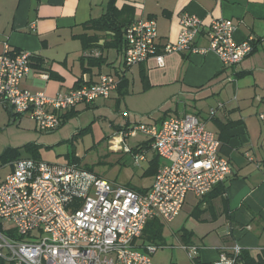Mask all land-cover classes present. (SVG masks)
<instances>
[{
  "label": "crops",
  "instance_id": "crops-1",
  "mask_svg": "<svg viewBox=\"0 0 264 264\" xmlns=\"http://www.w3.org/2000/svg\"><path fill=\"white\" fill-rule=\"evenodd\" d=\"M110 2L0 0V54L6 44L15 50L32 52L35 57L31 58V68L22 86L49 96L75 88L79 82H94L101 73L113 74L120 82L122 74L124 80L103 103H80L62 114L64 124L65 115L70 111L79 115L92 107L109 106L123 113L127 122L117 124L119 145H128V140L122 142L123 127L143 122L133 121L125 112L148 114L160 110L163 113L143 122L160 123L171 116L169 108H165V101L170 97L178 100L176 112L180 114L191 110L187 105L180 108L183 103L187 104L185 98H215L211 105V108L217 107L215 115L199 116L217 134L221 141L220 153L232 164L233 173L225 181V190H211L204 196L188 193L183 208L171 222L159 219L147 222L146 232L152 233L154 240L141 237L136 245L143 248L147 243H154L161 247L163 252L158 258L161 264H195L182 247L185 245L198 248L197 262L201 264H230L221 262L220 255L222 252L230 254L235 243L253 260L263 259L264 123L259 113L264 112V0H115L119 10L124 8L121 18L127 25L138 19L156 21L160 46L178 39L184 12L203 20L195 42L199 47L209 45L208 26L212 19L221 17L235 24L236 42L252 38L254 44L252 53L234 66H224L214 52L180 51L166 54L164 66H159L151 57L130 68L125 66L122 48L105 46L114 34L112 31L87 26L108 10ZM84 35L98 38L85 47ZM88 57H100L103 62L85 73L83 63L88 64ZM42 73L49 74V78H44ZM219 103L223 106L218 107ZM8 113L14 122L17 114L9 107L0 106V122L8 120ZM147 139L136 149L128 145L131 151L125 153L145 151L142 162L147 166L142 175L150 178V182L116 183L139 192L151 188L156 173L167 160L152 149L151 140ZM13 161L10 162L12 169ZM153 163L157 164L156 170L148 174ZM175 244L176 250L169 247Z\"/></svg>",
  "mask_w": 264,
  "mask_h": 264
},
{
  "label": "built area",
  "instance_id": "built-area-1",
  "mask_svg": "<svg viewBox=\"0 0 264 264\" xmlns=\"http://www.w3.org/2000/svg\"><path fill=\"white\" fill-rule=\"evenodd\" d=\"M180 25L178 39L160 46L154 19L130 23L125 31L126 66L151 57L164 66L166 54L180 51L214 52L224 66H234L254 50L252 38L235 41L236 26L228 18L211 20L207 47L195 44L204 25L202 18L184 12ZM32 55L6 44L0 54V106L29 116L42 131L57 129L65 111L80 103L108 99L118 87L117 76L101 73L96 81H86L55 96L31 91L22 86V80L30 71ZM41 75L49 78L47 73ZM216 110H209L210 118ZM259 118L264 123V112ZM139 133L146 135L152 149L167 160L147 192L110 181L75 162L49 163L33 157L13 161V169L0 182V259L12 264H154L152 254L159 246L136 245L147 222H171L188 193L204 196L225 182L233 167L220 153L217 134L195 113L123 127L122 142ZM122 149L131 151L126 143ZM144 159L145 151L139 150L135 165L140 166ZM182 247L191 258L197 256L196 246ZM242 251L235 243L230 254L221 253L220 260L237 264Z\"/></svg>",
  "mask_w": 264,
  "mask_h": 264
},
{
  "label": "rangeland",
  "instance_id": "rangeland-1",
  "mask_svg": "<svg viewBox=\"0 0 264 264\" xmlns=\"http://www.w3.org/2000/svg\"><path fill=\"white\" fill-rule=\"evenodd\" d=\"M185 99L187 104L180 105L181 109L187 105L189 109L199 111V115L204 117L203 115L211 109L215 98ZM102 100L96 102L103 103ZM178 103L174 97L165 101V108H169L167 111L171 113L170 115H177ZM156 112L148 114L125 112V114L133 121L148 122L153 119V115L163 113L160 110ZM15 116L17 118L14 122H11L10 116L8 120L0 122V182L12 170L11 161L1 156L6 148H18L23 157H36L49 163L62 164L79 160L84 167L114 182L131 181L137 184L150 182V178L142 175L147 163L141 162L140 166L135 165V153H125L122 149L124 144L119 145L117 142L116 135L119 133L117 124L127 122V119L124 118L123 113L115 112L109 106L86 109L79 115L65 119L64 124L52 131L40 130L36 122L27 115ZM147 140L144 134L139 133L136 138H129L127 143L131 148L136 149L139 143H145ZM27 145L35 146L36 149H28ZM169 247H173V250L177 249L176 244ZM162 252L163 249L160 247L152 254L154 264H161L158 258Z\"/></svg>",
  "mask_w": 264,
  "mask_h": 264
},
{
  "label": "trees",
  "instance_id": "trees-1",
  "mask_svg": "<svg viewBox=\"0 0 264 264\" xmlns=\"http://www.w3.org/2000/svg\"><path fill=\"white\" fill-rule=\"evenodd\" d=\"M123 10H124V8L122 10H119L115 4V0H111L108 10L102 16L95 18V19H92L87 24V26L91 27L95 30H99V31H112L114 34L112 35V37L109 41L105 42V46L119 47V48H122L124 51V49H125V31H126V28L128 25L121 18V14L123 13ZM96 38H98V37L97 36L87 37L86 35H84L82 37V41H83L85 47H88L90 45L91 40L94 41ZM33 57H35L34 54L32 55L31 58L33 59ZM86 60L88 61V64L83 63V72H85V73L89 72L92 67L99 66L103 62L102 58H100V57L99 58L88 57ZM125 66H126V64H125ZM126 67L129 68L128 66H126ZM120 76H121L120 82H122L124 80V76L122 74H120ZM81 84L79 82L78 86ZM189 112L195 113L197 115L200 114L199 111L189 110ZM73 115H75V113L70 111L68 114L65 115V119L67 120V118H69ZM177 115H182V114L177 112ZM223 145H226V143H224ZM27 148L33 149V150L36 149L35 146H32V145H27ZM1 156H3L6 159L8 158L9 161H13V160L19 159L20 157H23L18 148H6V150L4 151V153ZM157 157H159V156L157 155ZM157 157H155V158H157ZM34 158H36V157H34ZM71 162H75V163L80 164L79 160H73V161L71 160ZM156 165H157L156 163H153L151 168L147 171V173L148 174L154 173L156 170ZM87 169L92 170L90 168H87ZM225 188H226L225 182H222V183L217 184L212 189V192H214V191L223 192L225 190ZM146 228L147 227H145V230L142 234V237H145L149 241L154 240L153 239L154 235L148 231L146 232ZM197 258L198 257L195 256L192 260L195 262V264H201V263L197 262L198 261ZM3 262L4 261L1 260L0 264H2ZM236 263L237 264H239V263L240 264L241 263L242 264H264V258L256 261V260H253L252 258H250L249 254L246 251H242V253L239 256H237Z\"/></svg>",
  "mask_w": 264,
  "mask_h": 264
}]
</instances>
